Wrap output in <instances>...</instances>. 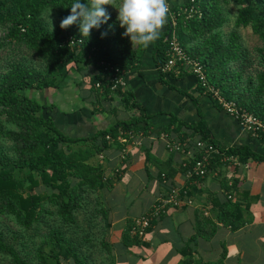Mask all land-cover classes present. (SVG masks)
I'll use <instances>...</instances> for the list:
<instances>
[{"label":"trees","instance_id":"1","mask_svg":"<svg viewBox=\"0 0 264 264\" xmlns=\"http://www.w3.org/2000/svg\"><path fill=\"white\" fill-rule=\"evenodd\" d=\"M72 2L0 0V31L3 32L0 51L9 45L24 48L38 61V65L33 66L16 59L0 73V140L10 141L13 151V155H9L0 146V217L12 219L23 229H47V235L35 246L32 257L26 258L17 245L18 237L8 236L0 228V256L9 264H95L97 254H105L107 264H110L107 241L110 224L100 191L111 188L119 180L120 173L115 171L106 176L103 163L94 159L112 145L122 146L121 138L127 140L133 135L148 133V116L141 110L139 114L98 130L87 138L64 135L44 114L45 106L34 94L55 87L72 62L93 64L97 68L92 86L101 95L117 94L127 105L137 107L124 89L117 88L112 92L108 89L107 73L101 64V61L109 62L126 72L139 66L147 49L136 43L135 48H131L130 38L122 35L124 29L114 17V14L117 16L114 7L119 0H110L114 7L104 6L109 13L108 21L99 29L90 30L88 37L81 36L76 23L60 27V21L70 13ZM229 3L236 5L234 27L249 26L260 41L255 52L262 69L254 75L244 73L249 60L239 34L231 31L226 38L223 36L221 28L227 21L225 6ZM180 6L185 11L179 12L173 29L181 47L204 65L207 82L221 95L264 122V0H186ZM171 8L177 10L178 6ZM189 9H192L191 13H188ZM47 16L55 17L52 28L44 20ZM171 31L167 16L166 33L152 53L162 77L166 74L160 67L167 60V39ZM69 36L77 41L76 45H67L65 39ZM97 82L99 88L95 86ZM198 87L203 93L199 83ZM211 99L221 108L216 100ZM174 124L175 120L171 121L164 131H175L182 146L197 134V140L214 145L223 155L237 156L242 162L264 161V155L248 146L217 144L202 120L193 125L180 123L172 129ZM181 126L187 128L188 133ZM258 138L263 140L264 134ZM194 157L199 158L200 154ZM221 158V154H211L208 170L211 166L226 163ZM182 168L184 173L186 166L183 164ZM13 170L23 172V176L17 177ZM197 180L199 178L194 181ZM40 186L49 188L50 193L36 192ZM218 205L217 221L228 225L229 219L235 217L236 205L230 201ZM96 214L104 228L98 233L92 226ZM238 222L242 223V220ZM196 228L191 240L197 235L211 237L216 225L200 212ZM48 244L50 248L46 252ZM182 254L185 258L179 264H200L195 262L190 250L183 249Z\"/></svg>","mask_w":264,"mask_h":264},{"label":"crops","instance_id":"2","mask_svg":"<svg viewBox=\"0 0 264 264\" xmlns=\"http://www.w3.org/2000/svg\"><path fill=\"white\" fill-rule=\"evenodd\" d=\"M185 2L167 0L170 7ZM166 30L167 22L159 37L148 45L139 66L125 72L124 91L137 107L127 105L117 94L104 96L97 92L92 83L98 70L84 62L69 63L66 74L55 87L34 96L44 104V114L70 138L90 137L98 130L139 114L140 110L148 116L146 135L121 138L122 146L112 145L101 152L106 176L112 175L118 165L122 167L119 180L111 188L100 191L110 224L107 236L110 264H179L185 258L183 249L190 250L195 262L200 264L217 261L264 264V161L238 160L235 164L211 166L205 177L188 184L182 165L194 156L198 135H190L180 150L169 151L166 144L179 136L164 128L174 120L172 129L180 123L193 125L202 120L217 144L248 146L261 155H264V139L250 135L236 118L202 93L193 74L160 75L152 53ZM135 45L130 40L131 48ZM181 128L188 133L187 128ZM121 147L126 149L127 158L119 162ZM98 156L94 161L99 162ZM187 184L190 204L169 208L142 238L130 234L131 222L165 195L170 186L186 188ZM227 201L236 205L235 217H229L228 225L217 221L218 204ZM200 212L215 223V232L211 237L197 235L191 240L196 234Z\"/></svg>","mask_w":264,"mask_h":264},{"label":"built area","instance_id":"3","mask_svg":"<svg viewBox=\"0 0 264 264\" xmlns=\"http://www.w3.org/2000/svg\"><path fill=\"white\" fill-rule=\"evenodd\" d=\"M180 11H185L183 6H178L177 10L172 9L169 6L168 18L170 20L172 31L170 37L167 39V60L160 67V70L164 74H193L196 77L197 82L203 88V93L208 94L211 98L216 100L223 111L236 118L253 137L258 138L261 134H264V122L259 120V118L255 117L247 110L237 106L232 99H226L223 95H221L218 89L207 82L204 65L196 58L191 57L181 47L173 29ZM191 12L192 9H189L188 13ZM65 42L69 46H74L77 43V41L71 36L67 37ZM101 64L103 65L104 71L107 73L106 80L108 89L111 92L115 91L117 88L124 89L126 85L124 80L125 71L109 62L101 61ZM95 86L99 88L100 83H95ZM121 140H124V138ZM194 146L196 148L195 154H200V157L195 158L193 156L188 160V162L183 163L184 166H186L183 175L185 181L187 182H193L197 178L201 179L206 176L208 172V161L211 154H221V160L226 163L229 162L235 164L238 162L237 156L223 155L219 149L212 144H207L203 141L197 140L195 141ZM166 148L169 151L180 150L181 145L177 140H171L166 144ZM98 157L99 162L102 163L103 155L99 154ZM126 158V149L122 148L120 150L119 162L126 160ZM121 170V165H118L115 168V171L118 173H121ZM161 176L165 178L164 174H161ZM190 203L191 200L187 195L186 188L172 185L168 188L165 195L159 197L144 214L140 215L131 222L129 232L132 236L142 238L151 223L159 219L169 208L181 207Z\"/></svg>","mask_w":264,"mask_h":264},{"label":"clouds","instance_id":"4","mask_svg":"<svg viewBox=\"0 0 264 264\" xmlns=\"http://www.w3.org/2000/svg\"><path fill=\"white\" fill-rule=\"evenodd\" d=\"M105 5L114 7L110 0H73L70 13L60 21V27L76 23L81 36L88 37L90 30L99 29L108 21L109 13ZM114 8L119 26L124 29L122 35L145 48L159 37L169 13L167 0H119Z\"/></svg>","mask_w":264,"mask_h":264},{"label":"rangeland","instance_id":"5","mask_svg":"<svg viewBox=\"0 0 264 264\" xmlns=\"http://www.w3.org/2000/svg\"><path fill=\"white\" fill-rule=\"evenodd\" d=\"M236 11V5L234 3H229L225 6V14L227 21L222 26L221 30L223 32V36L226 38L228 33L231 31H236L240 36V42L242 44L243 49L248 54L249 65L245 68V75H254L259 69L261 68L260 63L257 60L255 48L260 46V41L255 36L249 26L246 27H234L233 21ZM114 17L117 16L114 14ZM45 22L49 28H52L55 23L54 16H47L44 17ZM3 39V32L0 31V41ZM21 60L26 62L29 65L37 66L38 61L35 57H32L30 53L25 50L24 48H14L12 46H4L0 51V73L3 71V68L13 60ZM0 146L2 147L3 151L9 155H13L11 142L6 139L0 140ZM99 159V157H98ZM14 174L17 177L23 176V172L18 170H13ZM46 191L50 193V189L40 186L36 188V192ZM92 210V209H89ZM92 226L95 232H99L103 228L102 221L98 214L93 217L92 219ZM0 228L5 231L8 236L12 234L18 237V247L21 249V253L24 257L30 258L33 255L35 250V246L38 245L39 241L42 237L47 235V229L45 228H32V229H23L16 225V223L10 218H1L0 217ZM22 242V244H21ZM50 248L48 244L45 247V251L47 252ZM108 259L106 258L105 254H97L95 258V264H107ZM0 264H9L7 260L3 259L0 256Z\"/></svg>","mask_w":264,"mask_h":264}]
</instances>
